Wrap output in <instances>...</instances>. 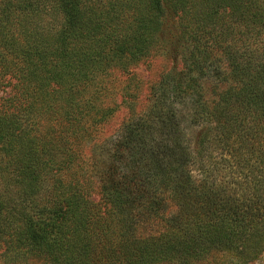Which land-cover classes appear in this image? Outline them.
Listing matches in <instances>:
<instances>
[{"label": "trees", "instance_id": "obj_1", "mask_svg": "<svg viewBox=\"0 0 264 264\" xmlns=\"http://www.w3.org/2000/svg\"><path fill=\"white\" fill-rule=\"evenodd\" d=\"M169 15L181 68L140 111L124 87L100 139L108 77L167 51ZM262 252L264 0H0V264Z\"/></svg>", "mask_w": 264, "mask_h": 264}, {"label": "rangeland", "instance_id": "obj_2", "mask_svg": "<svg viewBox=\"0 0 264 264\" xmlns=\"http://www.w3.org/2000/svg\"><path fill=\"white\" fill-rule=\"evenodd\" d=\"M175 18L168 16L163 23V36L167 38L169 44L167 51L160 52L147 60L143 61L137 67L126 72L114 71L108 77L107 82L111 91L110 101H113L118 105L117 111L111 116V118L105 123L101 129L100 139L108 138L116 134L120 129L122 123L130 115L127 102L129 99L122 97L123 88L128 87L129 91H133L135 84L139 85L137 91L140 96L137 101H133L135 104V110H142L146 105V97L148 95L149 87L158 80L161 74L166 72L177 71L181 68V48H179L176 42L177 29L175 28ZM210 86L214 85V81L211 80ZM209 86V90L211 88ZM134 92V91H133ZM199 127H193L188 129L189 139L194 145ZM97 199V197H95ZM172 210V209H171ZM200 264H240L237 263L230 255H224L215 261H206ZM246 264H264V252H262L254 261L247 262Z\"/></svg>", "mask_w": 264, "mask_h": 264}]
</instances>
